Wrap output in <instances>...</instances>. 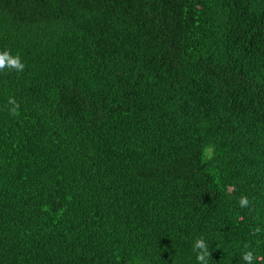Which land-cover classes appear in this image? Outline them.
I'll list each match as a JSON object with an SVG mask.
<instances>
[{
	"label": "trees",
	"instance_id": "obj_1",
	"mask_svg": "<svg viewBox=\"0 0 264 264\" xmlns=\"http://www.w3.org/2000/svg\"><path fill=\"white\" fill-rule=\"evenodd\" d=\"M5 50L0 264H264V0H0Z\"/></svg>",
	"mask_w": 264,
	"mask_h": 264
},
{
	"label": "clouds",
	"instance_id": "obj_2",
	"mask_svg": "<svg viewBox=\"0 0 264 264\" xmlns=\"http://www.w3.org/2000/svg\"><path fill=\"white\" fill-rule=\"evenodd\" d=\"M12 69L17 72H22L25 68V65L21 62V58L19 55L13 56L10 51L5 50L0 52V72L4 71L5 69ZM9 104L12 105L10 109V115H16L17 110L19 109V104L15 101L14 98L9 99ZM240 206L247 207L249 204L248 198L246 196H241L240 198ZM257 232L260 231L259 228L256 229ZM245 251L242 253V259L245 264H253L254 261L259 262L262 258L255 254L254 250H248L250 245H244ZM199 249L200 251L197 252V261L198 264H207L206 257H210L211 253L207 249V245L203 238L198 239L195 242L193 251Z\"/></svg>",
	"mask_w": 264,
	"mask_h": 264
}]
</instances>
